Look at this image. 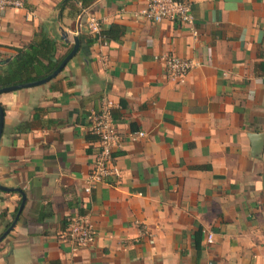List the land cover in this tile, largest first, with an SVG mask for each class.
<instances>
[{"label":"crops","instance_id":"0c3cea01","mask_svg":"<svg viewBox=\"0 0 264 264\" xmlns=\"http://www.w3.org/2000/svg\"><path fill=\"white\" fill-rule=\"evenodd\" d=\"M62 1L25 0L0 17V72L41 26L62 59L73 42L59 26L82 34L56 77L0 94V185L13 189L0 190V234L25 195L0 264H264V0H185L193 31L136 17L147 0H95L81 20L69 6L59 16ZM89 17L125 31L104 41ZM168 53L195 63L182 80L156 59ZM104 99L120 175L86 194L98 149L88 116ZM78 214L95 238L73 251L65 231Z\"/></svg>","mask_w":264,"mask_h":264},{"label":"built area","instance_id":"2783aa9c","mask_svg":"<svg viewBox=\"0 0 264 264\" xmlns=\"http://www.w3.org/2000/svg\"><path fill=\"white\" fill-rule=\"evenodd\" d=\"M24 1L0 0V17L1 13L7 8H22ZM135 16L153 22L177 20L183 25L189 26L192 31L194 30V17L191 6L185 0H147L145 9L139 11ZM88 28L92 33L99 34L100 24L94 17H89ZM156 59L163 63L168 77L175 80H182L195 65L191 59L173 53L157 56ZM112 106V101L104 99L100 109L88 116V131L96 137L98 149L90 171L84 180L83 191L86 194H90L98 184L120 175L114 157L115 149L120 143V136L113 119ZM137 134L139 136L144 135L142 131ZM135 138V134H132L131 139ZM140 233L146 235L147 231L141 229ZM65 234L72 250L76 251L94 241L95 229L86 214H78L68 219ZM205 242L206 244L213 242L211 232L206 234Z\"/></svg>","mask_w":264,"mask_h":264},{"label":"trees","instance_id":"16d2710c","mask_svg":"<svg viewBox=\"0 0 264 264\" xmlns=\"http://www.w3.org/2000/svg\"><path fill=\"white\" fill-rule=\"evenodd\" d=\"M94 1L63 0L59 5V16L63 8L69 6L81 20L83 18L81 10L90 6ZM77 5L79 6L77 7ZM46 29L43 26L39 27L26 46L15 49L14 56L4 64L3 70L0 72V88L41 79L56 69L62 60V58L56 57L57 34L51 35ZM124 31L122 25L111 24L108 27H100L98 35L104 41L119 40ZM79 36L81 38L82 34L79 33ZM93 39L89 36L90 42H93ZM4 215L3 212L0 213V220ZM9 223L4 224V227ZM195 243L198 245L197 237Z\"/></svg>","mask_w":264,"mask_h":264},{"label":"water","instance_id":"95a60500","mask_svg":"<svg viewBox=\"0 0 264 264\" xmlns=\"http://www.w3.org/2000/svg\"><path fill=\"white\" fill-rule=\"evenodd\" d=\"M84 22H85V20L82 21V23H84ZM77 28H78V30L75 32V34H70L66 30H64L61 26H59L60 38L63 41H65V42H68L69 39H72L73 44H72V47H71V50L69 51V53L61 60V62L59 63V65L56 67L55 70H53L46 77H43V78L35 80V81H29V82L16 84V85H10V86H6V87H1L0 88V94L3 93V92L12 91V90H16V89H21V88H26V87H30V86H36V85H42V84L47 83L48 81H50L54 77H56L61 72L63 67L66 65V63L76 54V52H77V50L79 48V45H80V39H79L80 23L77 26ZM2 131H3V110H2V108L0 106V137H1ZM258 137L260 138V135ZM259 145H260V141L257 139L256 145H254V149L258 150ZM0 190L12 191L13 189L12 188H7V187H4V186L0 185ZM21 195H22V198H21V202H20L19 208L17 210V213H16L14 219L12 220V222L10 223V225L0 234V241L2 239H4V237L14 227V225H15L17 219H18V216H19V214H20V212H21V210L23 208L24 201H25L24 193H22Z\"/></svg>","mask_w":264,"mask_h":264}]
</instances>
